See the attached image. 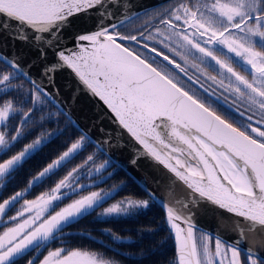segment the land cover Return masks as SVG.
<instances>
[{"label": "snow or ice", "instance_id": "6c2138e0", "mask_svg": "<svg viewBox=\"0 0 264 264\" xmlns=\"http://www.w3.org/2000/svg\"><path fill=\"white\" fill-rule=\"evenodd\" d=\"M120 7L124 9L122 19L117 17ZM130 7L121 5L120 0H0V29H12L14 22L13 38L21 41H28V30H32L35 41L45 45L39 58L46 59L48 48L55 57L56 62L43 68L48 85H54L51 74L58 69H71L86 89L107 105L118 126L142 146L143 150L133 149L130 163L137 165L141 157H148L174 175L168 200L161 207L174 232L178 264H264V257L251 249L241 258L239 244L245 229H239L241 240L234 242L203 232L198 235L192 211L203 202L243 218L248 231H264V0L182 2L155 17L148 16L134 30L137 34H124L121 28L141 20L138 14H129ZM89 11L99 13L95 30L76 33L75 47H67L62 30L71 26L76 14ZM157 19L165 27L154 24ZM152 28L154 31L149 30ZM45 34L52 38L46 39ZM0 62L10 69L0 68V189L29 159L58 142L50 162L28 180L27 187L0 200V217L23 201L9 217L15 225L0 234V264H20L21 258L62 233L64 225L103 207L112 197L115 187L112 191L89 190L86 195L79 192L90 188L81 183L85 178L91 177L92 185H97V180L106 182L103 173L112 163H97V152L89 149L94 146L105 152V146L114 145L111 133L102 141L93 140L43 83L29 79L31 87L25 90L18 80L28 78L30 72L22 69L18 59L0 55ZM189 68L200 76L190 75ZM208 69L217 75H210ZM200 77L223 91L205 87ZM47 104L56 106L57 111L45 113ZM36 113H40L38 118ZM226 116L231 120L238 116L241 127ZM54 117L57 125L61 117L66 118L63 128L40 131L14 151L31 135L33 126L43 129ZM16 120L19 123L13 125ZM70 126L73 132H69ZM119 136L117 133V142ZM60 173L62 178L48 191L34 199L25 198L34 185ZM111 176L108 172V178ZM177 182L186 186L185 196L176 192ZM71 194L79 198L55 211ZM149 197L156 199L151 192ZM149 206V199L125 197L100 215L130 214ZM26 264H36V258H27ZM39 264L112 262L95 252L56 248Z\"/></svg>", "mask_w": 264, "mask_h": 264}, {"label": "water", "instance_id": "95a60500", "mask_svg": "<svg viewBox=\"0 0 264 264\" xmlns=\"http://www.w3.org/2000/svg\"><path fill=\"white\" fill-rule=\"evenodd\" d=\"M168 1L170 0H120V3L121 5L123 3L131 5L128 10L129 14L136 13L141 15ZM123 13L124 9L120 7L117 17L122 19ZM98 22L99 13L96 11L76 14L72 19L71 26H67L62 30L66 46L69 48L75 47L73 36L78 32L95 30ZM111 22L115 21H106V23ZM28 31L30 33L29 40L21 41L13 38L15 34L14 22L12 29H0V55L9 59H18L22 69L30 72V76L24 79L28 83L29 79H35L37 82L43 83V86L53 94L60 107L68 111L79 127L87 131L93 140L102 141L108 133H111L112 144L114 146H105L106 151L101 153L114 166L119 167L132 178L148 196L149 192L153 193L156 199L152 200L149 198L161 207L168 200V186L176 179L174 175L168 172L163 165H159L148 157H141L137 165L130 163L131 159L135 156L133 149L143 150L142 146L131 138L127 130L118 126V123L115 122L114 114L111 113L107 105L99 97L93 96L71 69L65 67L51 74L53 75L54 85L49 86L46 77L43 75V68L50 62H56L53 51L51 48H48L46 49V59L39 58V50L40 48H44L45 45L42 42L35 41V33L32 30L29 29ZM45 38L51 39L52 37L50 34H45ZM56 90H58V95L56 94ZM54 107L56 108V106ZM117 133L120 134L118 142ZM35 186L37 185L33 187ZM175 190L180 196L187 194L186 186H182V182H177ZM30 191L31 189H29ZM29 192L25 193V196ZM192 211L198 232L208 233L210 236H219L226 242H234L241 240L239 229L243 228L245 229L244 239L239 244L241 252L246 253L248 249H251L261 257H264V231H261L259 228L248 231V226L243 221V218L236 217L234 214L227 213L223 209L203 202L198 207L193 208ZM163 213L165 216L164 211ZM165 224L175 245L176 262L178 264V247L174 232L171 230L170 225H168L166 218Z\"/></svg>", "mask_w": 264, "mask_h": 264}, {"label": "trees", "instance_id": "16d2710c", "mask_svg": "<svg viewBox=\"0 0 264 264\" xmlns=\"http://www.w3.org/2000/svg\"><path fill=\"white\" fill-rule=\"evenodd\" d=\"M0 64H3L0 62ZM4 65V64H3ZM55 109V107L52 105ZM18 124V122H16ZM15 123V125H17ZM66 118H60V126H64ZM54 122H49L44 125V128L53 129ZM42 129L33 126L31 135L27 137L21 144L17 145L14 151L19 150L24 143H28L35 135ZM74 129L70 126L69 132ZM79 134V133H77ZM58 148V142L49 144L43 152L38 153L29 159L17 173L15 178L8 184L2 196L8 198L13 195L15 191L23 190L27 187V182L37 174L42 168L50 162ZM89 151H97L95 147ZM87 155V153L85 154ZM99 156L106 160L104 154L99 152ZM116 167V166H115ZM117 171L111 178L101 184L91 187V189H100L107 187H121L115 194L107 200L110 203L112 200H119L125 197L149 199L151 201L150 207L138 213L134 217L99 220L92 215L94 211L74 220L71 224L64 227L62 233L58 234L61 238H56L48 249L53 247L66 246L69 249H80L89 252H95L103 259L112 261L116 264H175L176 254L175 246L171 234L169 233L165 220L163 210L159 205L153 202L142 188L130 178L122 169L116 167ZM57 176L47 179L42 184L33 188V191L46 190L45 185L54 183ZM27 196V195H26ZM29 196V195H28ZM0 199V200H2ZM106 229L110 230L106 231ZM113 235L118 236L119 239L113 238ZM124 239H131V242ZM62 241L63 242L62 244ZM26 258H21L20 264H26Z\"/></svg>", "mask_w": 264, "mask_h": 264}, {"label": "rangeland", "instance_id": "374dc122", "mask_svg": "<svg viewBox=\"0 0 264 264\" xmlns=\"http://www.w3.org/2000/svg\"><path fill=\"white\" fill-rule=\"evenodd\" d=\"M0 68H5V69H6V66L3 65V64H0ZM6 70L10 71V69H6ZM242 74H244V73H242ZM18 83L22 84L25 90L30 89V87H31V85H30V84H29L24 78H20V79L18 80ZM29 106H30V105H29ZM25 110H26V109H25ZM55 111H57V109H56V108L54 109V108L52 107L51 104H47V105L44 106V112H45V113H47V112H55ZM36 115H37L36 118H38L39 115H40V113H36ZM53 120H55V117L53 118ZM13 122H14V121H13ZM16 122L19 123L18 120H16ZM30 130H32V128H31ZM30 130H29V131H30ZM43 130L51 131V130H49V128H48V129H47V128H43L41 131H43ZM249 131H250V130H249ZM39 132H40V131H39ZM39 132L37 133V135L39 134ZM249 134H251V133L249 132ZM37 135H35V137H36ZM251 135H253V136L255 137V134H254V133H252ZM35 137H34V138H35ZM34 138H33V139H34ZM31 140H32V139H31ZM31 140H29L28 142H30ZM96 152H97V163H102V162L104 161V159H102V156H101V157L99 156V152H98V151H96ZM106 160H108V159L106 158ZM115 171H117V168L111 163V165H110V167L107 169V171H105V172L103 173V175L105 176L106 180L109 179V178H108V172H111V173H112V176H113V174L115 173ZM62 175H63V173H60V175L56 177L54 183H55V182H58L59 178H62ZM94 175H97V176H98L99 174H94ZM112 176H111V177H112ZM111 177H110V178H111ZM103 182H104V181L97 180V184H98V183L101 184V183H103ZM54 183H53V185H52L51 182L48 183V184H46V185H45V186H46V187H45L46 190H39V191L37 190V191H33V193H32L31 195H29V196H25V198H26V199H34L35 196H36V195H39L41 192L48 191V190L50 189V187L54 186ZM81 183L90 185V188H91L92 186H94V185H92V183H91V177L85 178L84 180L81 181ZM120 188H121V187H116V188H115V191L112 193V195L115 194ZM101 189L104 190V191H112L113 188H112V189H107V187H105V188H104V187H101L100 189H93L92 191H100ZM2 190H3V189H0V194H1ZM88 191H89V190L85 189L83 192H79V195H86V194H88ZM79 195L71 194V195H70V198H66V199L63 200L62 203H59V207H56V208H55V211H59L61 207H64V206H66V204L71 203L72 200L79 198ZM148 197H149V196H148ZM119 200H121V199H119ZM119 200H114V201L112 200L110 203H107V202L104 203V204H103V207H98V208H96V209L94 210L95 213H94L92 216H93L94 218H96V219H99V220L130 218V217H134V216L137 215L138 213H140V212L145 211V210L148 209V208H147V209H139V210H135L134 212H132V213H130V214H121V215H117V216H102V215H100V214L103 212L104 208L111 206V204L116 203V202L119 201ZM22 203H23V201H21L20 204H17V205L15 206V208L13 209V213H14V215L16 214V211L20 209V206H21ZM150 204H151V201H150ZM149 207H150V206H149ZM10 212H11V211H9V213H10ZM53 214H54V213H53ZM87 215H88V214H87ZM26 217H27V214H26ZM164 220H165V216H164ZM1 221H3V220H2L1 217H0V222H1ZM15 223H16V222L11 223L9 227H13V226L15 225ZM66 226H68V225H64V227H66ZM64 229H65V228H63V230H64ZM58 233H60V232H58ZM58 233H56V234H58ZM0 234H2V232H1ZM60 234H61V233H60ZM197 234L199 235V232H198ZM59 237L61 238L60 235H58L57 237H56V235H55L54 238H59ZM116 240L120 241V240H123V239H116ZM124 240H125V241H129V242H131V239H124ZM63 242H65V241H62V244H63ZM48 243H49V241L46 242L45 247L49 246L50 243H49V244H48ZM174 246H175V245H174ZM45 247H44V248H41V249H40L39 251H37V252H34V253H36L35 258H37V256H39V254H40L41 252L44 251ZM53 248H54V249H56V248H64V249H67V250H72V249H69V248L66 247V246L53 247ZM54 249H51V250H54ZM73 250H74V249H73ZM79 250H80V249H79ZM83 251H85V250H83ZM40 255H41V254H40ZM46 255H47V254H46ZM97 255H98V254H97ZM98 256H100V255H98ZM100 257H101V256H100ZM101 258H102V257H101ZM42 259H43V256L39 258V260H38V262H36V264H39V261L42 260ZM36 260H37V259H36ZM111 262H112V261H111ZM112 264H116V263L112 262ZM175 264H177V262H176Z\"/></svg>", "mask_w": 264, "mask_h": 264}, {"label": "flooded vegetation", "instance_id": "af4514ba", "mask_svg": "<svg viewBox=\"0 0 264 264\" xmlns=\"http://www.w3.org/2000/svg\"><path fill=\"white\" fill-rule=\"evenodd\" d=\"M182 2H183V3H190V2H194V0H170V1L164 3V4L160 5V6H157V7L153 8V9H151V10L145 12V13H142L141 15H139V16L141 17V20L136 21V22H134V23H132V24H127L124 28H121L120 31H121L122 33H124V34H137L134 30H135L136 28H139L140 25L143 24L144 21L148 18V16H153V17H155V16H157V13L163 12L164 9L175 8L178 4H180V3H182ZM209 2H210V0H209ZM146 14H147V15H146ZM164 18H167V17H164ZM153 23H154V24H157V25H158L159 27H161V28L165 27L164 25H159V24H158V19H157V20H154ZM149 30H150V31H154V28L149 29ZM145 35H147V32L145 33ZM148 43H149L150 45H152L153 42H152V41H148ZM155 46H156L157 48H161V47H162L161 45H158V44L155 45ZM164 51H165L166 54L171 55L170 53H167V50H166V49H164ZM160 59H162V58H160ZM176 59H177V62H181V61L179 60V57H177ZM181 63H182V62H181ZM213 63H214V62H213ZM234 67L237 68V71H240V70H241L240 67L237 66V65H234ZM208 73H209L210 75H213V76L217 75V73L214 72V71H212L211 69H208ZM189 74H190V75H194V76H200V74H199L198 72H196L195 69H191V68H189ZM181 75H182V74H181ZM184 79H186V78H184ZM200 79H201V82L204 83L205 87H208L209 85H211L212 88H215V89H216L217 93L223 91V90L220 89L217 85L212 84L211 81L205 80L204 77H200ZM195 87L197 88L198 91H202V90L199 89V85H196ZM186 90H187V89H186ZM213 107L216 108V110H217V112H218L219 114L224 115V113L221 111V109H220L219 107H217L215 104H213ZM241 110L244 111L243 108H242ZM246 114H251V113H246ZM36 117H37V115H36ZM225 118H226V119H230V118L227 117V116H226ZM239 119H240V118L237 116V120H239ZM237 120H231V119H230V122L234 123L237 127H241V125H240L239 123H237ZM52 122H54V124H53V125H54L53 129H55V128H57V127H60V128H63V127H64L63 125H62V126L57 125V124L55 123V120H52ZM11 123H12L13 125H15L16 121H14V122L12 121ZM47 123H49V122H46L45 124H47ZM16 124H17V123H16ZM253 126H256V125H255V117H254V120H253ZM53 129H52V130H53ZM49 130H51V129H49ZM52 130H51V131H52ZM242 130H243V129H242ZM262 130H264V127H262ZM249 132H250V131H249ZM251 134H252V133H251ZM14 178H15V177H14ZM14 178H13V179H14ZM13 179H12V180H13ZM46 180H47V179H46ZM46 180H45V181H46ZM45 181H44V182H45ZM10 182H11V181H10ZM10 182L7 183V186H8V184H9ZM42 183H43V182H42ZM42 183H41V184H42ZM7 186H6L5 188H3V190H2V192H1V194H0V199H2V198L4 197V196H2V195L4 194L5 189L7 188ZM33 188H34V187H33ZM33 188L31 189V191L33 190ZM87 190H93V189L89 188V189H87ZM31 191H30L29 193H31ZM29 193H28V195H29ZM28 195H27V196H28ZM13 209H14V208H13ZM13 209L11 210L10 213L8 212L6 216L1 217V219H2L3 221L0 222V233L3 232V231L6 229V227H9L11 223L15 222V221H10V220H9V217L12 216V215H14V213H13ZM26 214H27V213H26ZM26 214H25V216H26ZM27 215H28V214H27ZM199 233H201V232H199ZM58 234H59V233H58ZM58 234H55L56 237L58 236ZM54 240H56V238L50 240L49 243L51 244ZM49 243H48V244H49ZM50 244H49V246H50ZM49 246L45 247L44 251L40 253L41 255L39 254V256H37V258H36V259H37L36 262H38V260H39L40 257L46 255L48 251H51V249H48ZM35 256H36V253L32 252L30 256H27V258H32V257H35ZM244 256H245V253L241 252V258H242V259H244Z\"/></svg>", "mask_w": 264, "mask_h": 264}]
</instances>
